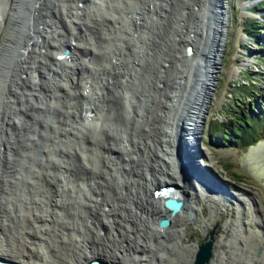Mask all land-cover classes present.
<instances>
[{
    "label": "rangeland",
    "instance_id": "374dc122",
    "mask_svg": "<svg viewBox=\"0 0 264 264\" xmlns=\"http://www.w3.org/2000/svg\"><path fill=\"white\" fill-rule=\"evenodd\" d=\"M13 1L0 20V56L11 64L1 82L0 256L26 264L93 257L191 264L213 229L205 264H264V138L239 147L205 134L245 105L247 87L255 95L264 87V34L251 38L245 29L253 20L264 28V6L228 0L225 46L197 123L198 163L221 179L207 180L215 197L192 189L176 153L175 115L198 87L196 54L183 56L180 37L208 0H158L166 5L160 36L153 0H60L61 9L59 0H41L49 11H35L36 0H17L16 8ZM68 36L77 45L63 56ZM261 105L264 117V99ZM16 108L22 115L12 117ZM174 180L184 206L176 222L159 228L166 212L154 189Z\"/></svg>",
    "mask_w": 264,
    "mask_h": 264
},
{
    "label": "water",
    "instance_id": "95a60500",
    "mask_svg": "<svg viewBox=\"0 0 264 264\" xmlns=\"http://www.w3.org/2000/svg\"><path fill=\"white\" fill-rule=\"evenodd\" d=\"M206 6L207 8H205V10L203 9V6H202V9H203L202 14L204 15V18H203L204 30L202 34L199 31L194 32L196 33V35H198V37H196L197 38L196 40H200V44H198L199 48L197 49V51L199 52V54L201 53L203 57L209 56L207 49H210V50L219 49L217 48V45L219 44L220 37L218 39V35L220 34V30L219 28L215 27V25H217V22L219 21L220 16L218 13H222V11L218 8L217 0H208L206 2ZM210 19H212V21H210ZM165 39L169 40L168 38H165ZM210 44L212 46H210ZM195 48H196L195 45L192 43H186V44L184 43V45H182L183 55L186 58L187 57L189 58L190 55H192L196 51ZM222 48L223 47L219 49L220 52L222 51ZM220 52L217 53L218 58H219V61L217 62H219V64L221 61ZM63 56H68V47H64ZM3 63L4 62L2 60V55H1L0 56V96L4 95L3 94L4 92L2 90L3 84H1V82H2V79H4V76L6 74L5 73L6 64L5 63L3 64ZM23 66L24 68L29 67V65H23ZM196 74H197V69H196ZM22 76H25V74H22L20 77ZM19 90L15 91V94L12 93L14 97H18L19 92H20ZM37 93H42V92L40 91ZM12 94H10V96ZM2 96L0 97V100ZM10 96H8L6 100H8ZM28 100L30 101L29 98ZM16 105L19 106L18 103H16ZM16 109L17 110L14 111L12 117L17 116V115H22V111L18 108ZM21 117L22 118L19 117L21 120V124L31 123L30 120L26 121L24 119V118L27 119L28 117L26 116H21ZM177 125H178V129L176 133L177 134L176 142H177L179 151L176 153H177L178 158L181 160V162H183L186 166V170H185L186 177H188V180L190 179V184L194 183V187L193 185L191 186L192 189L195 187L197 188V186L199 188H204V185L207 184L205 180H210L215 183L216 181L219 182L221 180L220 177L215 172H213L211 169L200 166L198 161L195 158V151L199 150L198 142L200 140L201 131L198 134L187 132L183 121L178 122ZM22 133L20 134L22 135ZM19 141L21 140L19 139ZM3 148H4V145L1 144L0 150H2ZM174 181L175 182L173 183H166L162 186L159 185L158 187L154 189V195H159V197H161L162 195V204L166 211V214L164 215L162 214L157 217L156 224L159 228H165L169 226L171 223L170 218L180 213L184 206V199H183L184 191L181 190L178 180H174ZM213 240L214 239H213V229H212V230H209L203 236L202 241L196 246V250L193 254L191 264H205L210 260L212 256ZM0 264H26V263H22V262H19L17 260H14L8 257L0 256ZM82 264H111V263L104 261L103 259L99 257H93V258H90L84 261Z\"/></svg>",
    "mask_w": 264,
    "mask_h": 264
},
{
    "label": "bare ground",
    "instance_id": "6f19581e",
    "mask_svg": "<svg viewBox=\"0 0 264 264\" xmlns=\"http://www.w3.org/2000/svg\"><path fill=\"white\" fill-rule=\"evenodd\" d=\"M30 2L33 1V0H29ZM35 1V0H34ZM63 0H61L62 2ZM153 4L154 7H155V12H159L158 13V17L157 16H151V20H155V19H158L157 22L158 25L155 24V28L157 30H159V36L162 35V31H163V22L166 18H163L161 17V14L164 16L166 14L163 13V9L166 8V5H162V3H164V0H160V2H162L160 4V2L158 0H153ZM156 1V3H155ZM166 1V0H165ZM206 1V0H205ZM37 3H35V7L36 9H34L35 11H38L39 9L42 11V10H48L47 8L45 9H42V5H40L41 3V0H36ZM218 2V8L222 11V13H218L219 14V21L217 22V25H215V27L219 28L220 30V34L218 35V39H219V44L217 45V48H221V47H224L225 46V37H226V34H227V27H228V0H217ZM206 3V2H205ZM204 3V4H205ZM51 4V3H50ZM56 4L58 5V8L61 9L60 7V0L56 2ZM204 4L202 5L204 7ZM15 6H17V0H14L13 1V7L16 8ZM202 6L200 5L199 8H201V10L198 8V13L196 14L197 15V19L195 21V23L193 25L190 26H187V29L185 30V32L181 35L180 37V40L183 41V43H192L195 45V49L196 51L193 53L196 54V59H195V68L197 69V74H196V80L198 81V87L197 89H193L192 91V97H191V106H188V109L186 111H184L182 113H179V114H176L175 116H178L177 121H183L184 122V125H185V129L187 132L189 133H193V134H198L200 131H201V128H198V122L202 123V120H203V114H204V105L208 104V99H209V91L211 90V86H213L215 80H216V73L217 70H218V64L219 62V58H218V54L220 52L219 49L217 50H210V49H207L208 51V54L209 56H206V57H203L201 55V53L199 54V52L197 51V49L199 48L198 44H200V40H196V33H194L195 31H199L201 34L204 30V23H203V18H204V15L202 14ZM206 6V4H205ZM4 8L2 10H4V13H3V16L1 17L0 16V20L3 22L4 20V16H6V13L7 11H9V2L8 0H6V3L4 2ZM12 7V6H11ZM241 7L242 8H245L247 7L246 3H242L241 4ZM207 8V6H206ZM93 9V8H92ZM39 10V11H40ZM199 10H200V13H199ZM49 11V10H48ZM46 11V13L48 12ZM121 11V10H120ZM23 12V11H22ZM122 12V11H121ZM41 13V12H39ZM150 13V12H149ZM124 14V13H123ZM25 15V16H24ZM126 15V14H125ZM27 14L26 13H23L22 14V17L23 19H27ZM148 16V15H147ZM161 17V18H159ZM80 19V18H79ZM57 17L55 18V22H56ZM210 21H212V19H210ZM55 22L53 21L52 24H55ZM78 24H80V22H78ZM197 24V26H196ZM179 28V26H177ZM158 32V31H157ZM75 33V31H74ZM74 35V34H73ZM76 35V34H75ZM161 38L163 39V37L161 36ZM158 39V38H157ZM217 39V40H218ZM19 40L21 41V38L18 39V42ZM244 39H242L243 41ZM72 41V38L70 36H68L65 40V43L63 44V48L64 47H68V50L70 49L69 52H72L73 50H75V45H77V43L74 41L72 44L70 43ZM212 44V43H211ZM210 44V46H212ZM71 45V46H70ZM163 46V45H162ZM140 48V47H139ZM181 48V47H180ZM127 50V48H126ZM219 50V51H218ZM129 51V50H128ZM115 52V49L113 50V53ZM222 52V51H221ZM220 52V53H221ZM178 54L180 55L181 52H178ZM182 54H183V51H182ZM192 55V57H193ZM184 56V55H183ZM185 57V56H184ZM195 57V55H194ZM188 59V58H187ZM216 61V62H214ZM207 62V63H206ZM198 63V64H197ZM165 64V63H164ZM11 64H8V62H6V69L8 68H11L10 67ZM198 66V68H197ZM215 69V70H214ZM237 71L234 72V74L236 73ZM5 73H6V70H5ZM6 75V74H5ZM200 78V79H199ZM24 90V89H23ZM171 90V89H170ZM170 93V92H169ZM177 93V92H176ZM169 97V96H168ZM178 97V96H177ZM25 98V97H24ZM179 98V97H178ZM173 99V98H172ZM170 101V99H168V102ZM180 116V117H179ZM21 118V117H20ZM195 120V121H194ZM199 120V121H198ZM177 123V122H176ZM21 125V124H20ZM1 126V124H0ZM0 145L3 143L2 139L0 138ZM48 143V142H47ZM49 146V145H48ZM195 158L196 160L198 161V158H199V151L196 150L195 151ZM205 179V178H204ZM206 183H207V180H205ZM209 183V182H208ZM217 186H220L219 184H216ZM197 186V185H196ZM197 190H199V192H205L207 191L208 193L211 192V191H216L217 189L216 188H212V187H209L207 184L204 185V188H199L197 186L196 188ZM220 189H218L219 191ZM214 191V193H212L215 197L217 195V193ZM212 198V197H211ZM218 200V198L216 199ZM163 212H166L164 210H162ZM166 214V213H165ZM180 213H178L177 215H179ZM177 215L171 217V218H174L176 217ZM170 218V219H171ZM178 221V220H177ZM1 222V221H0ZM171 222H176V219H171ZM2 223V222H1ZM179 223V221H178ZM39 226H36L35 230L38 229ZM104 261H107V260H104ZM108 262V261H107ZM113 264V263H111Z\"/></svg>",
    "mask_w": 264,
    "mask_h": 264
},
{
    "label": "trees",
    "instance_id": "16d2710c",
    "mask_svg": "<svg viewBox=\"0 0 264 264\" xmlns=\"http://www.w3.org/2000/svg\"><path fill=\"white\" fill-rule=\"evenodd\" d=\"M264 6V0L260 3ZM262 8V7H259ZM259 28L257 30H253ZM246 34L249 37L257 36V32L264 34V28L259 21H251L245 26ZM246 91L251 95L240 107L234 111L227 121H213L205 130L207 138L216 144L227 146L245 147L252 145L260 138H264V117L260 114L261 102L264 99V87L255 95V89L250 86Z\"/></svg>",
    "mask_w": 264,
    "mask_h": 264
}]
</instances>
